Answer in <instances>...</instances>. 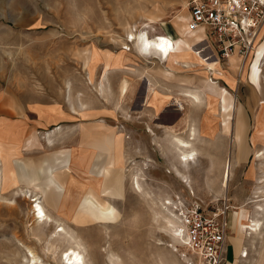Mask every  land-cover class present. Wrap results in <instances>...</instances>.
<instances>
[{"label": "rangeland", "instance_id": "rangeland-1", "mask_svg": "<svg viewBox=\"0 0 264 264\" xmlns=\"http://www.w3.org/2000/svg\"><path fill=\"white\" fill-rule=\"evenodd\" d=\"M189 1L0 0V264H22L30 258L28 248L37 264H62L61 252L73 240L61 232L51 236L60 225L78 242L85 264H196L171 230L162 205L166 198L173 205L197 200L207 214L225 210L226 236L243 232L237 241L247 256L239 253L237 259L264 264V223L258 235L243 228V216L263 217L256 205L264 203V154L254 153L264 146V55L254 66L247 63L264 40V0H258L256 46L247 58L235 52L218 60L216 71L195 63L169 71L153 53L138 52V40L131 41L128 29L146 26L153 35L166 24L178 31L176 18L186 19ZM151 16L159 20L146 25ZM189 37L195 43L201 33ZM145 79L150 104L159 96L183 108L179 124L159 126L152 119L159 109L145 102L137 109ZM187 89L200 93L202 101L193 103L185 96ZM204 93L219 96V105H208ZM231 99L234 108L226 105ZM192 125L199 137L193 140L196 160L182 167L169 136L186 138ZM150 131L156 133L155 147L167 155L157 149L152 153ZM20 132L23 150L4 145L18 142ZM116 136L121 143L109 138ZM99 151L103 166L93 167ZM226 155L231 170L223 188ZM80 158L89 169L76 173L89 181L81 200L60 213L47 191H65ZM160 166L168 174L163 186ZM153 170L154 186L148 182ZM26 173L43 177L39 183L44 185L18 186L21 178L31 182ZM171 174L180 180L187 175L192 187L176 183ZM136 176L140 190L133 184ZM70 194L65 191L67 198ZM40 195L51 224L37 222L32 214V199ZM223 264H228L226 257Z\"/></svg>", "mask_w": 264, "mask_h": 264}, {"label": "built area", "instance_id": "built-area-1", "mask_svg": "<svg viewBox=\"0 0 264 264\" xmlns=\"http://www.w3.org/2000/svg\"><path fill=\"white\" fill-rule=\"evenodd\" d=\"M188 5L186 28L203 32V48L198 50L205 52V56L220 60L236 52L245 58L252 51L253 30L262 13L258 0H190ZM176 210L183 245L193 254L196 264H223L226 211L207 214L197 200L187 204L177 201Z\"/></svg>", "mask_w": 264, "mask_h": 264}, {"label": "bare ground", "instance_id": "bare-ground-1", "mask_svg": "<svg viewBox=\"0 0 264 264\" xmlns=\"http://www.w3.org/2000/svg\"><path fill=\"white\" fill-rule=\"evenodd\" d=\"M187 19H188V13H187L186 19L183 21L184 22V33L187 34V35H190L193 32L194 33L195 32H200L201 33V37H199V40L197 42H195V43L191 42L185 36L173 38V37H171L169 35H165L164 33H155L153 35H149L146 26L140 28L137 31L136 30L132 31V30L128 29L127 36L129 35V37L131 38L132 42H136L138 40V37L141 34H144L149 41H153V42H156V43L159 42L160 38H164V39L169 40L171 47H170V49H169V51L167 53L160 52V51H158L156 49H150L153 52V54H154L153 57H155L159 61H161L162 64H163V67L167 68V70H169V71H172V70H170L171 68H180V65L181 66L183 65V66L190 67L191 64L199 65L201 67V69H205V70H209V71L213 70V69L214 70L215 69L219 70V68H218V59L216 57L215 58L211 57V56L207 57V56H205L206 55L205 52H202L201 49L198 50V48L201 47V46L203 48V42L202 41L204 40L203 39V37H204L203 35L204 34H203V32L201 30L188 31L187 28H186ZM157 20L158 19H156L154 17H151L150 21H149V23H150L149 25L157 23ZM255 46H256V41H255V44L253 46L252 51L254 50ZM125 48H127V47H125ZM128 48H129V46H128ZM252 51L250 53H252ZM250 53L245 58H247L250 55ZM262 55H264V40L261 41L258 44V46L256 47L254 55L249 59V61L247 63V66H249L251 64V61L254 62V64H253V66H254L256 63L259 62V59H260V57ZM255 56H256V58H255ZM242 68H244V66ZM242 70H244V69H242ZM107 72H108V70H107ZM247 73L248 72H247V68H246V74ZM108 74H109V72H108ZM105 77L107 78V76H105ZM184 93H185V96L188 97L189 99H191V101L193 103H195V104L200 103L202 101L201 94L198 93L197 91L187 89ZM203 98L206 100V103L208 105H212V106L219 105V103L221 101L219 96L214 95L212 93H204V97ZM262 102L264 103V101H262ZM226 105L229 108H234L235 107L234 99H231V100H228V101L226 100ZM262 130L264 131V128ZM197 133H198L197 126L192 125L188 129V136L186 138H182V137L176 136V135L174 136L175 146H176V148H178V151H179V159H180L179 162H182V164L185 163V164L188 165V163H191V162L194 163V161L196 160L197 151H196L195 147L193 146V143H194L193 140L197 139V137H198ZM198 139H199V137H198ZM49 143H51V142L49 141ZM254 154H255V157H259L260 158L261 155L263 157L264 146H263L261 151L257 150V151H255ZM226 156H227V158L225 159V162L223 164L224 168H223L222 180H221V185L223 186V188H227L229 175H230V170H231V163H230L231 160H230V158H228V155H226ZM103 158H104L103 157V152L99 151L97 154H95V156L92 159L93 167L94 166H98V167L103 166V164H101V163H103ZM101 159H102V161H101ZM178 171H179V169H178ZM96 173L100 174V172H96ZM1 174H3V172L0 173V175ZM100 176H101V174H100ZM183 176L185 177V179H183V181L187 182L188 183L187 186L191 188L192 187L191 183L188 180L189 177L187 175H183ZM1 179L3 180L1 182V187H2V183L5 182V179L3 177H1ZM134 180H135L134 183H133V184H135L134 187H136V189L140 190L141 189L140 188L141 185H140V183H139V181L137 179V176L134 178ZM42 189H43V191H45L44 188H42ZM260 200H262V199H260ZM33 201L35 202V204L33 206H31V208H32V214L34 216V219L37 220V222H39V223H44V222L45 223H50V222H52V218L45 211L44 206L42 205L41 201L39 200V197H37V196H36V198L34 197V199H32V202ZM162 205H164L165 208H167L168 211H169V216L170 217H168L167 221H168L169 225L171 226V230H172L173 234L176 235L175 236L176 239L179 240V242L182 243L184 238H183V233H182V226L179 223L177 213L175 212L176 205L174 204L175 205L174 206L173 202L170 199H167V198L165 199V201L163 200ZM168 206H170V207H168ZM256 209H257L259 214L263 215V217L262 218H256V219H250V220L248 219L245 222H243V228L245 229V232H247V230H249L252 233L254 232L253 235H255V233L257 231L259 232V230L262 228V225L264 223V203L256 205ZM60 232L61 233H65L67 236L70 237V239L73 240V244L72 245H68L61 252L60 259H61L62 264H85L84 253L79 248L78 242H76V240L74 241V236L71 233H69V231H67L62 225H60V227L56 226L55 229H53V231L51 233V236L55 237ZM249 238H250V240L252 239L251 236ZM249 243H251V242H249ZM28 255L30 256V258H28L22 264H37L38 257L35 255V253L30 248H28ZM240 255L241 256L246 255V252L243 251V248L240 249ZM239 264H242V263H239Z\"/></svg>", "mask_w": 264, "mask_h": 264}, {"label": "crops", "instance_id": "crops-1", "mask_svg": "<svg viewBox=\"0 0 264 264\" xmlns=\"http://www.w3.org/2000/svg\"><path fill=\"white\" fill-rule=\"evenodd\" d=\"M151 17H154V16H151ZM151 17H149V19L147 21L148 23H146V25H149L150 24L149 21H150V18ZM176 24H177L178 31L172 26V24H170V25L172 26L173 29L172 28L169 29L168 26L165 24L164 25V29H163L164 31L162 33H164L165 35H169V36H171L173 38L185 36V37H187L190 40L189 35H187V34L184 33V22L181 21V20H178L176 18ZM140 46L141 45H140L139 40H138L137 41V44H136V48L138 49V47H140ZM151 53H153V52L151 50H149V54H146V55H150ZM173 69L171 68L170 70H173V71L177 72L176 71L177 68H173ZM166 70H167V68H166ZM102 71H103V69H101V73H102ZM143 87H144V93L142 94L141 98L139 100H136L135 99L136 102L134 101L135 104L137 105V109H139V107L142 108L143 105H144V102L149 107L154 108L156 106L159 109V112H158V115L153 116L152 119L159 126H165V127H167V126H176L177 124H179L181 122V117H182V115H181L182 114L181 113L182 108L181 107H178V105H176V103L173 104L172 106H170L171 104L170 103H167L166 100H164L165 98L163 99V98H161L159 96H157L156 98H154V101H153L154 103L153 104H150L148 102V98H146V96H145L146 93L149 92V87H150V83H148V81L146 79L143 81ZM160 95L162 96V95H164V93H160ZM133 106H135V105L133 104ZM161 113H163V114H161ZM172 114H173V117H171ZM150 133H151L150 134L151 136H150V141H149V148H152V153H153V151L155 149H157L159 154L167 155V152L163 148H161V147L160 148H158V147L156 148L155 147L156 133H153L151 131H150ZM174 136H169V137L170 138H173V140H174ZM22 138H23L22 137V133L20 132L19 133V140H18V142H13V143H5L3 141L2 142L4 143V145L6 147L13 146L15 149H17V151H20V150H23L22 147H23L24 140H22ZM109 138H114L115 141H116V139H119L120 138L119 143H121V140H122L121 137H117V136L116 137H109ZM119 143L118 142L117 143L115 142V145L116 144L118 145ZM108 148L109 147L107 145L106 148H105V150H103L104 151V155H107L108 154V152H109V149ZM175 148H176V146H175ZM152 153H150V154H152ZM173 153L175 154V159L178 162V165H180V166L187 165L185 163L182 164V162H179L180 159H179V151H178V148H176ZM107 158L108 157L105 156V159H107ZM165 165H167V162H166ZM79 169L80 170H83V171H87L89 169L87 163H85V161L82 158H80V160L77 162V166H74L73 165V171L70 170V173L71 174H70L69 187L66 190H69L71 192V194H70L71 197L68 196L69 198H67L65 196V191L66 190L65 191L56 190V189L55 190H52V188H50L47 191V194L50 195V198H52L50 200L53 201V204H54L53 205V208L57 209V211L60 212V213H63L65 211L67 212V210H70V208H71L70 205L71 204L73 205V203L75 204L76 202L80 201L81 198H82V196H83V194H84V189L83 188H84L85 184L87 183V181H89L88 180L89 178H85V176L83 174H81V173L80 174L76 173L77 170H79ZM160 169L162 171L163 177L161 179H159V182H160V185L163 186L164 184H166L165 176H167L168 174L166 172V168H163V167L160 166ZM178 169H179V171H178ZM180 169L181 168H176L175 170L179 173L180 172ZM154 170L152 171L153 172L152 179L148 178V182H149V180L150 181L152 180V185L153 186H154L155 181H156V177L154 175V173H155ZM26 172H28V171H26ZM149 172L150 171H148V174L150 175ZM171 175L177 181L176 183H178V184L181 185V183L183 182V180H180V178L176 174H171ZM25 176H28V178L26 180L29 179L31 182H25L24 181L25 178H21L20 180H22L23 182L19 181L18 186H21L22 187V186H25V185H28V184L29 185H35V186H37V185L38 186H40V185L43 186L44 185V183H39L40 180L43 179V177L40 178V176L37 175V174L31 175V174H27L26 173ZM78 190H80L79 193H77ZM42 195H43V198L46 200V197L44 196V193ZM39 198H41V195H40ZM47 199H49V198H47ZM240 217L238 219L239 220V223H240ZM233 218H234V216H233ZM243 219H244L243 222H245L248 219L249 220L250 219H253V215H250V216L246 215L245 217L243 216ZM232 221H233V219H232ZM242 233H241V231H239L237 236H230V235L226 236L225 257L228 260V264H236V263L238 264V263H240L243 260L241 258L237 259L239 257L240 248H242L241 241L238 242L237 240L240 239V238H241L240 240H242V238H243L242 237V235H243ZM238 243H240V244H238ZM244 249L245 248L243 246V251H244Z\"/></svg>", "mask_w": 264, "mask_h": 264}, {"label": "clouds", "instance_id": "clouds-1", "mask_svg": "<svg viewBox=\"0 0 264 264\" xmlns=\"http://www.w3.org/2000/svg\"><path fill=\"white\" fill-rule=\"evenodd\" d=\"M138 40L141 46L138 47L137 50L141 55L149 54L150 49H156L160 52L167 53L171 47L169 40L164 38H160L159 42L156 43L149 41L144 34H141Z\"/></svg>", "mask_w": 264, "mask_h": 264}]
</instances>
